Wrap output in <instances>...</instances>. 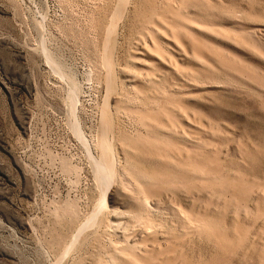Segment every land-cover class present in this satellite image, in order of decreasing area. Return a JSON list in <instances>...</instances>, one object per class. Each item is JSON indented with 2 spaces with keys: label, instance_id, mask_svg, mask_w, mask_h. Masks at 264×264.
Listing matches in <instances>:
<instances>
[{
  "label": "rangeland",
  "instance_id": "1",
  "mask_svg": "<svg viewBox=\"0 0 264 264\" xmlns=\"http://www.w3.org/2000/svg\"><path fill=\"white\" fill-rule=\"evenodd\" d=\"M98 261L264 264V0H0V264Z\"/></svg>",
  "mask_w": 264,
  "mask_h": 264
},
{
  "label": "bare ground",
  "instance_id": "2",
  "mask_svg": "<svg viewBox=\"0 0 264 264\" xmlns=\"http://www.w3.org/2000/svg\"><path fill=\"white\" fill-rule=\"evenodd\" d=\"M183 2V0H182ZM123 3V2H122ZM187 6V5H186ZM123 7V5H122ZM120 8V7H119ZM156 15H158V19L164 22H161L162 26L166 27L167 25H171L172 32H180L184 31L185 29H189L190 24L188 22H194L197 23V18L195 17H189L187 14H185V11L182 7L173 8L169 3H165L162 6H160V9L156 12ZM156 20V19H155ZM157 21V20H156ZM167 23V25H166ZM166 25V26H165ZM191 27V26H190ZM206 28V27H205ZM213 31V29L211 28ZM217 30V28H216ZM215 32V31H214ZM114 39V38H113ZM72 102V101H71ZM106 114V113H105ZM106 117V116H105ZM107 153V152H106ZM105 156V155H104ZM107 156V155H106ZM102 166V165H101ZM104 169V168H101ZM106 169V168H105ZM129 183V182H128ZM131 183V182H130ZM129 185V184H128ZM132 186V185H131ZM130 186V187H131ZM132 189V188H130ZM134 189V188H133ZM136 191H139V188L135 189ZM147 201V200H146ZM145 201V202H146ZM148 205V204H147ZM146 205V206H147ZM112 224V223H111ZM118 225V224H117ZM110 261V260H109ZM108 261V262H109ZM97 264H100L98 261ZM112 264V263H110Z\"/></svg>",
  "mask_w": 264,
  "mask_h": 264
}]
</instances>
